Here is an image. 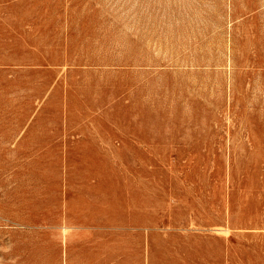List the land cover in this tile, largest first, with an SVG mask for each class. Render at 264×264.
Here are the masks:
<instances>
[{
    "label": "rangeland",
    "instance_id": "1",
    "mask_svg": "<svg viewBox=\"0 0 264 264\" xmlns=\"http://www.w3.org/2000/svg\"><path fill=\"white\" fill-rule=\"evenodd\" d=\"M0 264H264V0H0Z\"/></svg>",
    "mask_w": 264,
    "mask_h": 264
}]
</instances>
